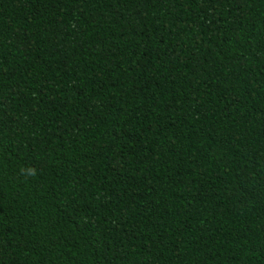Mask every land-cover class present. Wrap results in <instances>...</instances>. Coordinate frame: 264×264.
<instances>
[{
  "label": "trees",
  "instance_id": "16d2710c",
  "mask_svg": "<svg viewBox=\"0 0 264 264\" xmlns=\"http://www.w3.org/2000/svg\"><path fill=\"white\" fill-rule=\"evenodd\" d=\"M0 264H264V0H0Z\"/></svg>",
  "mask_w": 264,
  "mask_h": 264
}]
</instances>
